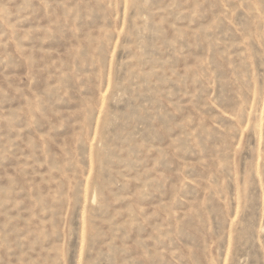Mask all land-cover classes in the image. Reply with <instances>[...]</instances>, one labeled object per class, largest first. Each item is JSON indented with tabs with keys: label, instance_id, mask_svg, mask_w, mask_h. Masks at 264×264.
<instances>
[{
	"label": "rangeland",
	"instance_id": "374dc122",
	"mask_svg": "<svg viewBox=\"0 0 264 264\" xmlns=\"http://www.w3.org/2000/svg\"><path fill=\"white\" fill-rule=\"evenodd\" d=\"M0 264H264V0H0Z\"/></svg>",
	"mask_w": 264,
	"mask_h": 264
}]
</instances>
